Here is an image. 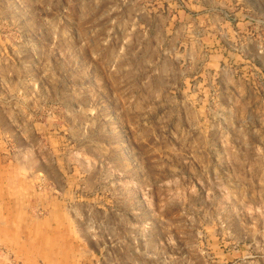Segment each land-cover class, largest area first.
<instances>
[{
  "label": "rangeland",
  "instance_id": "374dc122",
  "mask_svg": "<svg viewBox=\"0 0 264 264\" xmlns=\"http://www.w3.org/2000/svg\"><path fill=\"white\" fill-rule=\"evenodd\" d=\"M0 264H264V0H0Z\"/></svg>",
  "mask_w": 264,
  "mask_h": 264
},
{
  "label": "crops",
  "instance_id": "0c3cea01",
  "mask_svg": "<svg viewBox=\"0 0 264 264\" xmlns=\"http://www.w3.org/2000/svg\"><path fill=\"white\" fill-rule=\"evenodd\" d=\"M15 226V224H13ZM19 225V224H18ZM20 226V225H19ZM9 229V228H8Z\"/></svg>",
  "mask_w": 264,
  "mask_h": 264
},
{
  "label": "bare ground",
  "instance_id": "6f19581e",
  "mask_svg": "<svg viewBox=\"0 0 264 264\" xmlns=\"http://www.w3.org/2000/svg\"><path fill=\"white\" fill-rule=\"evenodd\" d=\"M18 233V232H17ZM7 237V236H6Z\"/></svg>",
  "mask_w": 264,
  "mask_h": 264
}]
</instances>
